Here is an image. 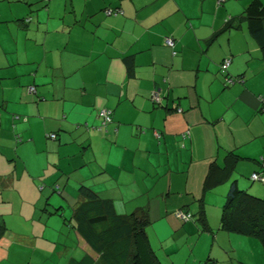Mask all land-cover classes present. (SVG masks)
<instances>
[{
    "label": "crops",
    "instance_id": "crops-1",
    "mask_svg": "<svg viewBox=\"0 0 264 264\" xmlns=\"http://www.w3.org/2000/svg\"><path fill=\"white\" fill-rule=\"evenodd\" d=\"M251 1L0 0V264L93 255L63 218L82 185L119 214L146 210L163 264H249L219 222L231 181L264 197L251 180L264 172ZM227 153L236 155L228 179L203 192Z\"/></svg>",
    "mask_w": 264,
    "mask_h": 264
},
{
    "label": "trees",
    "instance_id": "trees-1",
    "mask_svg": "<svg viewBox=\"0 0 264 264\" xmlns=\"http://www.w3.org/2000/svg\"><path fill=\"white\" fill-rule=\"evenodd\" d=\"M245 15L249 31L260 44L264 57V5L260 0H252L245 9ZM128 60L126 58L125 62L129 63ZM235 159V154L227 153L222 167L216 162L210 164L203 192L228 179ZM253 173L264 176V172ZM253 181L264 184L260 180ZM78 199L76 204L68 205L71 214L67 216L66 213L63 218L75 229L93 255L85 254L79 260L71 258L67 264H163L148 239L146 227L150 220L146 210L139 208L119 214L115 211L111 199L102 198L83 185L78 189ZM199 201H203V196ZM176 211L173 215L178 218ZM190 215L192 218L193 215ZM195 216L199 223L205 226L202 205ZM219 224V228L227 232L256 237L264 254V197L240 189L235 181H231L221 205ZM5 230V225L0 220V236Z\"/></svg>",
    "mask_w": 264,
    "mask_h": 264
},
{
    "label": "rangeland",
    "instance_id": "rangeland-1",
    "mask_svg": "<svg viewBox=\"0 0 264 264\" xmlns=\"http://www.w3.org/2000/svg\"><path fill=\"white\" fill-rule=\"evenodd\" d=\"M70 214L71 211L67 209V216ZM192 219L193 217L190 220ZM146 231L151 233L150 226L146 227ZM237 235L241 238L240 240H242H233V246L235 247L237 253L241 255L247 262H249V264H264L263 249L259 240L254 236H246L239 233H237Z\"/></svg>",
    "mask_w": 264,
    "mask_h": 264
},
{
    "label": "built area",
    "instance_id": "built-area-1",
    "mask_svg": "<svg viewBox=\"0 0 264 264\" xmlns=\"http://www.w3.org/2000/svg\"><path fill=\"white\" fill-rule=\"evenodd\" d=\"M45 1H47V0H45ZM118 12H119V10H115V9H106L105 10V13L108 14V15L109 14H114L115 15ZM165 44L172 48L174 46V40L172 38H170V37H167L165 39ZM228 63H229L228 60H225L221 64V68L223 70H225ZM227 80L231 81V80H229V78ZM33 90H34V87L30 86L29 87V91L33 92ZM158 97H159V95H158L157 92L154 93L153 96H152L153 100H155V101H158ZM262 104L264 105V98L262 99ZM99 116L102 118V123L103 124H106V123L110 122V120H111V112H110V110H107V109L101 110L100 113H99ZM49 137L54 139L56 137V135L54 133H50ZM251 179L260 180V181L264 182V176H259L257 173H252L251 174ZM175 215L178 218L182 219V220H189L191 218V215H190L189 212H183L182 210H177L175 212Z\"/></svg>",
    "mask_w": 264,
    "mask_h": 264
}]
</instances>
